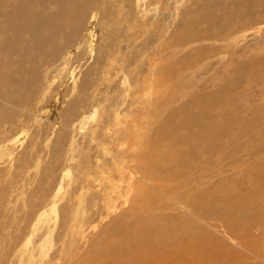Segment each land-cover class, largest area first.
<instances>
[{
  "label": "rangeland",
  "instance_id": "rangeland-1",
  "mask_svg": "<svg viewBox=\"0 0 264 264\" xmlns=\"http://www.w3.org/2000/svg\"><path fill=\"white\" fill-rule=\"evenodd\" d=\"M66 1L0 0V264H264V0H73L52 31Z\"/></svg>",
  "mask_w": 264,
  "mask_h": 264
},
{
  "label": "bare ground",
  "instance_id": "bare-ground-1",
  "mask_svg": "<svg viewBox=\"0 0 264 264\" xmlns=\"http://www.w3.org/2000/svg\"><path fill=\"white\" fill-rule=\"evenodd\" d=\"M3 1V0H2ZM206 1V0H205ZM26 2V1H25ZM24 2V3H25ZM71 2H73V0H67L65 3H64V5H63V7H61L60 8V10L58 11V13L56 14V17L54 18V16H53V18L54 19H52V20H54V25H52L51 27H50V29H52V31H54V30H56L57 29V27H56V23L57 22H60L61 23V26L63 27L64 25H65V23L66 22H68V21H71L72 19H74L76 16H77V14L75 13V11L73 10V8L70 6V4L72 5L73 3H71ZM83 2V1H82ZM3 5V4H2ZM19 6V5H18ZM8 7H9V5H8ZM22 7V6H21ZM28 7H30V4H28ZM28 7H26V8H28ZM6 8V7H5ZM27 11V10H26ZM8 12V11H7ZM25 12V11H24ZM29 12H30V9H29ZM4 13V12H3ZM32 13V12H31ZM31 13H28L29 15H31ZM12 14V13H11ZM41 14V13H40ZM53 14V13H52ZM23 16H21V17H24L25 18V14H22ZM8 16H9V14H8ZM27 16V15H26ZM79 16V15H78ZM30 16H28V18H29ZM35 17V16H34ZM45 17V16H44ZM8 18V17H7ZM13 19V17H10V19ZM26 19V20H29V19ZM40 18V17H39ZM46 18V17H45ZM9 18H8V20H10ZM11 19V20H12ZM34 19V18H33ZM48 19V18H47ZM7 20V19H6ZM22 19H20V21H21ZM25 20V19H24ZM49 21L51 20V19H48ZM43 21V20H42ZM23 23V22H22ZM26 23V22H25ZM46 23V22H45ZM49 23V22H48ZM24 24V23H23ZM28 24V23H27ZM26 24V25H27ZM50 24V23H49ZM51 24H53V22L51 23ZM58 24V23H57ZM68 25H71V24H69V23H67ZM25 25V24H24ZM25 25V26H26ZM21 26H22V24H21ZM29 26V25H28ZM46 26V25H45ZM8 27H12V26H8ZM30 28V27H29ZM21 29H22V27H21ZM26 29H28V28H26ZM36 29V28H35ZM42 28H40V30H41ZM45 29V28H44ZM38 30H39V28H38ZM32 31H33V29H32ZM50 32V31H49ZM45 33H47V32H45ZM37 34H41V33H38L37 32ZM48 34V33H47ZM56 35V34H55ZM45 35H43V37H44ZM50 36V35H49ZM50 37H52V35L50 36ZM22 38V37H21ZM45 39H47L46 37H44ZM54 37H52V41L54 40L53 39ZM56 40V39H55ZM54 40V41H55ZM44 42H46L45 40H44ZM48 42V41H47ZM56 42V41H55ZM43 44V43H42ZM49 45L50 46H52L50 43H49ZM59 45V44H58ZM15 46V45H14ZM25 46V45H24ZM57 46V45H56ZM39 47V46H38ZM53 47V46H52ZM59 47V46H58ZM24 49V48H23ZM36 49H38V48H36ZM39 51V50H38ZM24 53V52H23ZM27 54V53H26ZM22 58V57H21ZM29 59V58H28ZM157 81V80H156ZM6 87V86H5ZM162 87V86H161ZM159 92H160V90H158ZM156 94H159V93H156ZM195 96V95H194ZM198 96V95H197ZM2 97V96H1ZM203 97H205V98H203ZM160 98V97H159ZM202 98L203 99H206V95L205 96H202ZM213 99H214V97H212ZM211 98V99H212ZM162 99V98H161ZM192 99V98H191ZM198 100V99H197ZM209 100V99H208ZM201 101V100H200ZM211 101V100H210ZM161 102V101H160ZM157 103H158V101H157ZM202 103H203V100H202ZM150 105V104H149ZM207 105V104H206ZM151 106H154L153 104H151ZM197 106V105H196ZM199 106H200V104H199ZM192 107V106H191ZM195 107V106H194ZM206 107V106H205ZM205 107H203V108H205ZM153 108V107H152ZM207 108H209V106L207 107ZM186 109H188V108H186ZM192 109V108H191ZM196 109H197V107H196ZM177 110V109H176ZM193 110H195V109H193ZM183 111V110H182ZM189 111H191V110H189ZM189 111H187V112H189ZM172 112H175V111H172ZM177 112H178V110H177ZM185 114H186V111H183ZM194 112V111H193ZM198 112V111H197ZM176 113V112H175ZM179 113V112H178ZM180 113H182V112H180ZM202 113V112H201ZM201 113H199L200 114V116H201ZM177 114V113H176ZM192 114V113H191ZM190 113H189V115H191ZM171 116H172V114H170ZM184 115V114H183ZM180 116V115H179ZM185 116V115H184ZM192 116V115H191ZM174 117V116H173ZM180 117H182V116H180ZM187 117V116H186ZM185 117V118H186ZM199 117V116H198ZM211 117V116H210ZM254 117V116H253ZM164 118V117H163ZM170 118V117H169ZM184 118V119H185ZM205 118V117H204ZM174 119V118H173ZM170 120H171V118H170ZM180 120V119H179ZM196 120H198V118H196ZM205 120V119H204ZM208 120V119H207ZM181 121V120H180ZM192 121V120H191ZM203 121V120H202ZM202 121H199V122H201L202 123ZM167 122H168V120H167ZM177 121H175V123H176ZM186 122V121H185ZM197 122V121H196ZM206 122H208V121H206ZM174 123V122H173ZM184 123V122H183ZM194 123V122H193ZM192 123V124H193ZM198 123V122H197ZM200 123V124H201ZM205 123V122H204ZM218 123V122H217ZM229 123V122H228ZM156 124V123H155ZM165 124V123H164ZM203 124V123H202ZM157 125H158V123H157ZM156 125V126H157ZM185 125V124H184ZM216 125V124H215ZM231 125V124H230ZM170 126V125H169ZM187 126V125H186ZM189 127L190 126H192V125H188ZM197 126V125H196ZM223 126V125H222ZM184 127V126H183ZM167 128V127H166ZM243 128V127H242ZM180 129V128H179ZM167 130L169 131V128H167ZM191 130V129H190ZM189 130V131H190ZM174 132V131H173ZM195 132V131H194ZM175 133V132H174ZM198 133V132H197ZM161 134V137L163 136L162 135V133H160ZM169 134V133H168ZM178 134V133H177ZM174 135H176V133L174 134ZM155 136V135H154ZM153 136V137H154ZM180 136V135H179ZM156 137V136H155ZM154 137V138H155ZM164 137V136H163ZM183 137V136H182ZM146 138H147V136H146ZM166 138V137H165ZM195 138V137H194ZM218 138V137H217ZM171 139V138H170ZM183 140H186V139H184L183 138ZM218 140V139H217ZM167 141V140H166ZM186 141H188V140H186ZM219 141V140H218ZM157 142V141H156ZM185 142V141H184ZM154 143H155V141H154ZM167 144H168V142H167ZM180 144V143H179ZM182 144V143H181ZM184 144V143H183ZM244 144V143H243ZM168 145H171V144H168ZM154 146V145H153ZM164 146V145H163ZM171 146H173V145H171ZM160 147H162L161 145H160ZM165 147V146H164ZM163 147V148H164ZM166 148V147H165ZM164 148V149H165ZM168 148V147H167ZM170 148H173V147H170ZM163 149V150H164ZM200 149V148H199ZM155 150H157V149H155ZM161 150V149H160ZM168 150V149H167ZM172 150V149H171ZM182 150V149H181ZM156 152V151H155ZM159 152V151H158ZM163 152H167V151H163ZM171 153L172 152H169V154L171 155ZM174 153V152H173ZM187 153V152H186ZM159 154H161L160 152L158 153V155H157V157L159 156ZM163 154H165V153H163ZM162 155V154H161ZM167 155V154H166ZM172 155H174V154H172ZM177 155V154H176ZM176 155H175V157H176ZM199 155V154H198ZM174 157V158H175ZM178 157V160H177V162L178 163H183V162H186V164H185V166L184 167H187V166H189L190 165V167L192 166V164L189 162V156H188V154H185V155H182V156H177ZM168 159V158H167ZM163 160V159H162ZM159 161V160H158ZM154 163V162H153ZM157 163V162H156ZM161 163H163L164 164V162H162L161 161ZM258 163V162H257ZM138 164V163H137ZM155 164V163H154ZM163 164H160V165H162V166H164V165H166V162H165V164L163 165ZM171 164V163H170ZM159 165V164H158ZM157 165V166H158ZM175 165H176V163H175ZM139 166H140V164H139ZM155 166V165H154ZM157 166H155V167H157ZM169 167H170V165H168ZM177 166V165H176ZM166 167H167V165H166ZM172 167V166H171ZM170 167V168H171ZM178 167V166H177ZM140 168H141V166H140ZM173 168V167H172ZM171 168V169H172ZM142 169V168H141ZM181 169H183V168H181ZM160 170V169H159ZM177 170V169H176ZM184 170V169H183ZM146 171V170H145ZM171 171V170H170ZM157 172V171H156ZM172 173H173V171H171ZM167 173H168V171H167ZM262 173V172H261ZM160 174H162V173H160ZM159 174V175H160ZM176 174V173H175ZM263 174V173H262ZM158 175V174H157ZM158 175V176H159ZM177 175V174H176ZM179 175V174H178ZM148 175H146V177H147ZM155 176V175H154ZM153 176V177H154ZM173 176V175H172ZM184 176V175H183ZM264 176V175H263ZM145 177V176H144ZM157 177V176H156ZM160 177H161V175H160ZM167 177V176H166ZM171 177V176H170ZM177 177H179V176H177ZM155 178V177H154ZM171 178H173V177H171ZM182 178H184V177H182ZM148 179L150 180V177L148 176ZM256 180V179H255ZM182 181V180H181ZM185 181V180H184ZM159 182H161V180L159 181ZM172 182V181H171ZM179 182V181H178ZM255 183V182H254ZM186 184V183H185ZM174 185V184H173ZM178 185H181L180 183H178ZM240 185H242V184H240ZM176 186V185H175ZM236 186V185H235ZM246 187V186H245ZM172 188V187H171ZM170 188V189H171ZM257 190L255 191V189H254V192H257V191H260V190H262V188L264 189V180H262L261 179V182L257 185ZM240 189V188H239ZM263 191V190H262ZM256 194V193H255ZM258 195V194H257ZM249 196H251L252 197V194H250ZM264 196V195H263ZM247 198L246 197H239V198H237V204L238 205H240V206H242V203L246 200ZM193 201V200H192ZM241 201V202H240ZM254 201V200H253ZM255 202V201H254ZM144 203H146V202H144ZM184 203H186V202H184ZM189 203V202H188ZM258 203V202H257ZM53 206V205H52ZM145 206V205H144ZM191 206H192V204H191ZM141 208L143 207V206H140ZM146 207V206H145ZM146 208H149L148 206L146 207ZM144 209V208H143ZM141 224H142V222H141ZM135 227L136 228H140V225L136 222L135 224ZM143 225V224H142ZM145 228H152V227H149L148 225H145V226H143L142 228H140V229H145ZM155 228V227H154ZM153 228V230L155 231V229H157V227L154 229ZM160 228V227H159ZM160 229H162V228H160ZM158 230V229H157ZM142 232V231H141ZM157 232V231H156ZM170 232V231H169ZM169 232H168V234H169ZM145 233V232H144ZM164 233V232H163ZM142 234V233H141ZM161 233H159V235H160ZM167 234V235H168ZM172 234V233H171ZM150 235H151V233H150ZM162 235V234H161ZM170 235V234H169ZM168 235V236H169ZM149 236V235H148ZM167 236V237H168ZM150 237V236H149ZM174 237V236H173ZM126 238H128V236L126 235ZM148 238V237H147ZM151 238V237H150ZM162 238H164V237H162ZM169 239H170V242H171V238H172V235H171V238L170 237H168ZM176 239H177V237H175ZM131 239V238H130ZM152 239H154V240H157V238H156V236H154V238H152ZM148 240V239H147ZM164 240H166V238H164ZM175 240V239H174ZM151 241V240H150ZM166 241H168V244H169V246L170 247H172V245L169 243V240H166ZM155 242V241H154ZM160 242H161V240H160ZM160 242H158V245H159V243ZM163 243V242H162ZM165 243V242H164ZM175 243V242H174ZM168 244H166L167 246H168ZM179 244V243H178ZM176 245V244H175ZM147 246V245H146ZM154 246V245H153ZM168 246V247H169ZM178 246V245H177ZM157 247V246H156ZM163 247H164V245H163ZM169 247V248H170ZM145 248H147V247H145ZM144 248V249H145ZM153 248V247H152ZM166 248V247H165ZM178 248V247H177ZM183 248V247H182ZM97 250V249H96ZM146 250V249H145ZM168 250H170V249H168ZM175 250V249H174ZM183 250H184V248H183ZM125 251V250H124ZM150 251L154 254V248L151 250L150 249ZM163 250L161 249V250H159V253L157 254V255H155V256H162V260H164V256H166L165 254L166 253H161ZM185 251V250H184ZM134 252V254H135V256H137V251H133ZM125 253H126V257H127V251H125ZM172 253V252H171ZM180 255L181 256H184V255H187L186 254V251L185 252H182V253H180ZM102 256H103V253H102ZM131 256V255H130ZM133 256V255H132ZM131 256V257H132ZM95 257H97V256H95ZM130 257V258H131ZM133 258H134V256H133ZM116 259V258H115ZM131 264V263H130Z\"/></svg>",
  "mask_w": 264,
  "mask_h": 264
}]
</instances>
